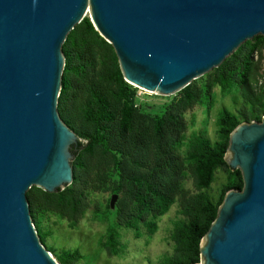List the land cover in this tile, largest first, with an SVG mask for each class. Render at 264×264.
<instances>
[{"label": "water", "instance_id": "95a60500", "mask_svg": "<svg viewBox=\"0 0 264 264\" xmlns=\"http://www.w3.org/2000/svg\"><path fill=\"white\" fill-rule=\"evenodd\" d=\"M85 16L112 45L124 80L161 95L264 36V0H0V264H58L26 192L69 185L71 158L88 139L57 111L62 44ZM223 158L243 187L224 194L192 264H264V115L233 128Z\"/></svg>", "mask_w": 264, "mask_h": 264}, {"label": "trees", "instance_id": "16d2710c", "mask_svg": "<svg viewBox=\"0 0 264 264\" xmlns=\"http://www.w3.org/2000/svg\"><path fill=\"white\" fill-rule=\"evenodd\" d=\"M264 36L245 40L198 84L192 80L168 101H139L136 87L124 80L110 43L85 16L67 34L62 53L64 66L57 98V111L77 137L87 139L71 158L73 180L47 192L31 186L26 197L40 243L58 264H75L82 255L77 248H59L46 243L52 235L42 221L47 213L65 218L72 225L89 205L90 192L116 194L96 215L107 220L103 247L118 254L119 228L140 237L157 229L156 219L177 203L180 218L173 222L171 254L158 264L199 262V241L216 217L224 194L241 190L238 168L230 169L223 156L229 133L241 122L261 121L264 115ZM231 93L234 110L222 108L215 120L216 137L198 133L187 139L179 152L187 128L185 112L195 104L209 108L213 88ZM217 171L225 181L217 194L212 183ZM191 180L192 189L185 186Z\"/></svg>", "mask_w": 264, "mask_h": 264}, {"label": "rangeland", "instance_id": "374dc122", "mask_svg": "<svg viewBox=\"0 0 264 264\" xmlns=\"http://www.w3.org/2000/svg\"><path fill=\"white\" fill-rule=\"evenodd\" d=\"M264 52V49H263ZM211 71V70H210ZM196 78L199 84L210 72ZM135 87V86H134ZM139 101L159 104L170 100L172 95H161L136 87ZM213 103L207 108L203 104H195L185 112L187 128L185 139L179 148L184 154L187 139L198 133H204L212 140L216 137V117L222 108L234 110L236 105L233 102L231 93H223L217 86L213 88ZM225 181V173L217 171L216 178L212 183V193L217 194L222 183ZM185 186L192 189L191 180L185 181ZM113 195L109 191L90 192L89 205L83 215L72 225L69 220L60 218L52 213H47L42 221V227L52 231V235L46 238V243L59 248H77L82 257L75 264H158L161 258L171 254L173 242L170 233L173 222L180 218L177 203L171 205L169 210L156 219L157 229L154 233H148L145 228L140 229V237L136 238L132 230L120 227L121 252L110 254L103 247L107 220L96 215V210L104 211L108 205L111 206ZM52 255V253H50ZM53 256V255H52Z\"/></svg>", "mask_w": 264, "mask_h": 264}]
</instances>
